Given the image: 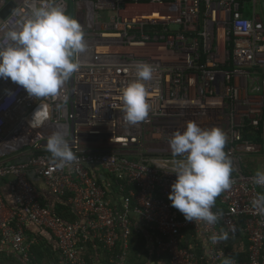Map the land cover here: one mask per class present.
I'll use <instances>...</instances> for the list:
<instances>
[{
  "label": "built area",
  "instance_id": "1",
  "mask_svg": "<svg viewBox=\"0 0 264 264\" xmlns=\"http://www.w3.org/2000/svg\"><path fill=\"white\" fill-rule=\"evenodd\" d=\"M11 2L0 38L19 30L33 0H0V12ZM56 3L81 23L88 47L59 97L35 100L0 79V245L25 264L44 242L61 264H90L86 243L97 242L106 264H131L139 224L168 264H264V214L252 203L264 193L253 181L264 171V0ZM140 63L154 69L150 110L131 125L122 89ZM38 105L47 119L35 126ZM189 121L227 136L232 183L216 197L215 224L186 221L168 199L175 174L154 165L182 159L169 139ZM56 131L77 157L63 168L46 149Z\"/></svg>",
  "mask_w": 264,
  "mask_h": 264
},
{
  "label": "clouds",
  "instance_id": "2",
  "mask_svg": "<svg viewBox=\"0 0 264 264\" xmlns=\"http://www.w3.org/2000/svg\"><path fill=\"white\" fill-rule=\"evenodd\" d=\"M81 23L66 14L56 0L37 5L33 0L30 11L19 25V30L8 29L0 38V79L10 80L22 87L30 98L59 97L74 72L81 68L79 55L87 50ZM153 66L135 65L136 79L122 89L124 118L135 125L145 121L150 104L145 81L153 77ZM65 103L67 96L63 97ZM43 105L28 121L40 126L47 119ZM227 136L219 127L202 128L196 122L186 123L183 131L176 130L169 139L174 157L172 166L154 164L167 174H175L168 199L186 221L215 224L217 213L212 211L216 197L231 186L233 166L225 151ZM46 149L60 168L71 165L77 157L65 133L53 132L46 138ZM255 184L264 187V171L257 170ZM253 206L264 214V193H258ZM226 234L213 235L217 243ZM225 264H231L229 259Z\"/></svg>",
  "mask_w": 264,
  "mask_h": 264
},
{
  "label": "crops",
  "instance_id": "3",
  "mask_svg": "<svg viewBox=\"0 0 264 264\" xmlns=\"http://www.w3.org/2000/svg\"><path fill=\"white\" fill-rule=\"evenodd\" d=\"M116 205L119 204V200L116 198L113 200ZM137 223V222H136ZM138 224V223H137ZM135 231L134 235V249L133 259L131 264H168L167 261H159L153 253V238L150 233L146 231L141 225ZM47 241V240H46ZM45 246L40 250L36 249L33 255L36 258L35 264H61L58 259L56 247L46 242ZM48 246V247H47ZM47 248V249H46ZM86 256L88 263L90 264H106L108 253L103 250L102 245L97 242L86 243ZM0 264H25L16 257L13 252L0 245Z\"/></svg>",
  "mask_w": 264,
  "mask_h": 264
},
{
  "label": "water",
  "instance_id": "4",
  "mask_svg": "<svg viewBox=\"0 0 264 264\" xmlns=\"http://www.w3.org/2000/svg\"><path fill=\"white\" fill-rule=\"evenodd\" d=\"M17 8V5L14 4L13 2L9 3L2 12H0V17L2 19H5L11 12H14ZM38 182V181H36Z\"/></svg>",
  "mask_w": 264,
  "mask_h": 264
},
{
  "label": "trees",
  "instance_id": "5",
  "mask_svg": "<svg viewBox=\"0 0 264 264\" xmlns=\"http://www.w3.org/2000/svg\"><path fill=\"white\" fill-rule=\"evenodd\" d=\"M63 210H66V208H62ZM45 243V242H44ZM45 246V244L41 243L39 244L36 248H34L33 252L36 250V249H42L43 247ZM48 247V246H47ZM47 249V248H46Z\"/></svg>",
  "mask_w": 264,
  "mask_h": 264
},
{
  "label": "bare ground",
  "instance_id": "6",
  "mask_svg": "<svg viewBox=\"0 0 264 264\" xmlns=\"http://www.w3.org/2000/svg\"><path fill=\"white\" fill-rule=\"evenodd\" d=\"M151 8H148V9H143V10H150Z\"/></svg>",
  "mask_w": 264,
  "mask_h": 264
}]
</instances>
